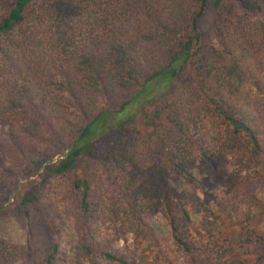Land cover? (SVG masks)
Listing matches in <instances>:
<instances>
[{"label":"trees","instance_id":"obj_1","mask_svg":"<svg viewBox=\"0 0 264 264\" xmlns=\"http://www.w3.org/2000/svg\"><path fill=\"white\" fill-rule=\"evenodd\" d=\"M208 2L0 0V176L11 185L0 191V215L67 177L83 213L109 215L151 246L147 213L159 212L183 253L204 255L202 238L229 229L228 249L256 246L259 256L243 261L264 264L249 210L232 230L236 211L209 220L204 202L171 181L202 187L203 171L228 170L264 188V0H212L204 35ZM184 70L190 78L172 88ZM158 82L169 90L156 101ZM81 237L91 261L97 244ZM57 249L55 241L44 264ZM160 252L150 264H171ZM209 252L204 264L226 261ZM97 253L132 264L104 246ZM149 254L139 252L142 261ZM11 256L1 240L0 264Z\"/></svg>","mask_w":264,"mask_h":264},{"label":"rangeland","instance_id":"obj_2","mask_svg":"<svg viewBox=\"0 0 264 264\" xmlns=\"http://www.w3.org/2000/svg\"><path fill=\"white\" fill-rule=\"evenodd\" d=\"M212 9V0H209L206 11L199 19V29L204 35L212 23ZM187 72V70L179 72L176 80L179 82L172 88L180 87L187 82L190 78ZM164 86L162 82L153 83L151 90L159 91ZM168 90L169 88L167 90L164 88L159 91V96L156 94L154 99L159 101ZM227 172L228 170L221 173L203 171L202 187L178 178L171 181L177 189L186 191L191 201L197 196L204 202L206 212L209 213L206 217L209 220L213 217L218 220L226 219L229 217L226 213L236 211L238 215L236 221L233 219L232 230H238L240 228L238 218H244L249 210L251 212L249 234L253 236L264 234V188L246 187L241 182V176L226 177ZM68 181L67 177L56 178L50 187L43 190L36 203L20 207L9 205L7 213L0 215V241L2 240L9 252L15 256V258L11 256L14 259L7 264H44V258L49 254L55 241L58 242V249L53 264H117L107 262L97 253L98 248L103 246L132 264H150L151 258L160 250L161 255L167 257L171 264H204L205 258L210 256L209 250L213 257L217 248L222 252L224 261L226 260L224 264H245L244 257L251 262L260 254L256 246L244 249L249 251L246 253L237 252L234 249L235 244L228 249V234L231 232L229 229L222 232L212 231V236L208 234L202 238L205 245L200 244V248L207 249L204 255L183 253L172 244L169 230L159 212L147 213V222L153 226L157 239V245L151 246L141 236L135 237L123 227L114 225L109 215L107 218L93 210L83 213L81 208L77 207L76 192L71 191ZM10 186V183L0 176V191ZM201 213L205 211L202 210ZM192 218L198 220L196 216ZM85 233L92 235L93 241L97 244L91 261L86 259L80 250V238H83L81 236ZM89 238L85 235V239ZM214 242L216 245H213ZM261 246L264 247V242ZM143 248L150 253L148 261L146 259L142 261L139 255ZM235 259L237 260L234 261Z\"/></svg>","mask_w":264,"mask_h":264}]
</instances>
